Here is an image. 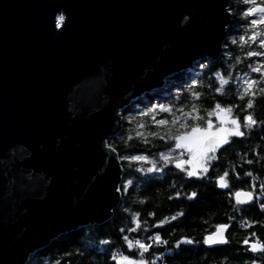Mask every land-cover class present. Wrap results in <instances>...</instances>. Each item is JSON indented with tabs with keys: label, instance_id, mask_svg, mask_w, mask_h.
Instances as JSON below:
<instances>
[{
	"label": "water",
	"instance_id": "1",
	"mask_svg": "<svg viewBox=\"0 0 264 264\" xmlns=\"http://www.w3.org/2000/svg\"><path fill=\"white\" fill-rule=\"evenodd\" d=\"M231 22L230 0H0V264L112 218L124 109L219 59Z\"/></svg>",
	"mask_w": 264,
	"mask_h": 264
},
{
	"label": "trees",
	"instance_id": "2",
	"mask_svg": "<svg viewBox=\"0 0 264 264\" xmlns=\"http://www.w3.org/2000/svg\"><path fill=\"white\" fill-rule=\"evenodd\" d=\"M256 2L264 3V0ZM249 6L244 0H230L232 22L219 59L197 61L192 69L171 76L164 87L146 93L124 109L123 112L128 114L124 127L109 140L118 151L124 169L120 187L122 199L112 218L105 223L80 227L59 236L32 255L26 264H117L112 257L120 254L143 258L147 264H221L224 255L227 264H240L235 260H245L250 249L241 246L239 239L247 231L235 222L230 227L233 236L231 246L207 249L203 240L208 226L222 220V215L228 210L226 194L219 189L218 177L222 172L227 170L226 178L233 189L249 186L248 182L256 175L264 179V123H258L252 130L242 129L245 131L243 137H231L228 143L217 148L208 171L193 177L176 167L175 161L185 158L187 151L176 148V142L170 137L190 131V128H181L180 122L172 124L171 120L173 116L182 117L181 109L185 113L191 111L193 104L203 119L193 121L191 117H183L181 122L206 127L208 119L216 121L215 114L208 116L216 103L223 107L235 106L232 116L241 122L248 113L257 121L264 122V95L258 91L264 87V82L257 85L251 109L245 108L247 99L251 97L239 98L244 87L242 81L261 80V73L251 69L264 63V56H247L249 51H264L258 42L245 44L239 39L241 35H251L252 30L246 27L247 20L241 15ZM255 30L264 32V26ZM233 39L237 43L233 44ZM222 77L229 83L222 85ZM217 88L221 91L217 92ZM193 92L200 94L199 99L193 97ZM138 104L148 109L163 104L171 106L172 112H161L156 107L154 112L145 114L146 110L137 114ZM161 119L168 120L169 124L155 123ZM153 132L157 135H151ZM161 154L170 156L171 162L165 161ZM126 156H143L147 160L126 161ZM153 167L156 169L149 171ZM246 172L252 173V176H246ZM127 181L132 183L127 184ZM193 192L195 197L191 195ZM160 221L164 223L160 224ZM261 226L258 230L263 229ZM157 233L161 237L160 243L149 239ZM124 236L132 241L141 240L152 247L141 257L137 248H128ZM185 239L193 243H185Z\"/></svg>",
	"mask_w": 264,
	"mask_h": 264
},
{
	"label": "snow or ice",
	"instance_id": "3",
	"mask_svg": "<svg viewBox=\"0 0 264 264\" xmlns=\"http://www.w3.org/2000/svg\"><path fill=\"white\" fill-rule=\"evenodd\" d=\"M245 4L251 5L246 7L243 12L241 13L242 17L247 20L246 27L251 29V35L245 34L240 36V41L243 43H248L249 41L255 43L258 42L261 49H264V32H258L257 29L259 26H264V3H257L256 0H244ZM252 17L251 19H248ZM65 21V16L60 14L57 17V26H62L63 22ZM232 43L235 44L237 41L235 39L232 40ZM247 56H264V51H249ZM203 66V65H202ZM253 72L261 73V80H254V79H244L242 81L243 84V91L239 94V98L244 100L245 97L248 98L245 104L246 109H251L254 105V97L257 95V85L264 82V63H261L259 67H252L251 69ZM219 75V73H217ZM221 84H228L229 80L221 78ZM217 92H220L221 89L217 88ZM261 95H264V87L258 89ZM193 97L199 99L200 94L198 92L192 93ZM156 107L159 108L161 112H172L171 106H165L163 104L158 106H153V108L148 109V113L154 112ZM233 107L235 106H227L223 107L220 103H216L212 111L208 112V116H212L213 114L216 115L217 119L219 120L218 126L213 129V122L211 119L206 121V127H201L198 123H193L189 125L186 121L181 122L183 117H191L193 121L203 119L199 116V110L193 104L191 106V111L183 112L181 109L182 117L173 116L171 120L172 124H176L180 122V127L184 129L190 128V131H183L179 134L172 135L170 138L174 140L175 147L178 149H185L188 154V159H179L175 161L176 167L187 172L189 177L197 176L201 172L208 171V165L210 161L214 158L211 154L215 153L217 148L221 144H226L229 142L230 137H243L245 135V131L242 129L252 130L259 122L254 119L251 113H248L243 116V122L237 117L232 116ZM155 120V118L153 117ZM158 125H167L169 121L166 119H161L155 121ZM138 135H140L138 133ZM151 135L156 136L157 133L153 132ZM131 139V137H129ZM162 158L165 161L171 162V157L161 154ZM183 156V153H181ZM125 159L131 160H146L147 157L143 156H132V157H125ZM248 163H252V161H248ZM185 165H189L190 167L185 168ZM152 169H149L151 171ZM246 176H252V173L246 172ZM228 176V173H224L223 176L218 177V181L221 187H228V184L225 182V178ZM239 179V174L236 176ZM127 184H131L132 181H127ZM255 187V185H253ZM261 189H264V184L260 185ZM120 189H117L119 191ZM195 197L196 193L193 192L191 194ZM235 198L237 204H245L250 202L254 199L252 191H244V190H237L235 193ZM261 208H264V203L260 205ZM149 215H154V213H150ZM182 215V214H181ZM176 217H172L175 219ZM137 223H139L137 221ZM160 224H163L164 221H160ZM229 228L228 224H220L216 226V231L205 236L203 243L207 245H216V244H227L229 243L228 239L225 237L224 233L225 230ZM123 231V229H121ZM130 231H135V229H130ZM124 241L127 243L128 248H137L140 252L141 257H143V253L147 252L152 245L145 243L141 240H130L127 236L123 237ZM149 239L153 240L155 243L161 242V237L157 233L154 237H150ZM185 243H193V241L185 239ZM244 244H248L251 251H264V242H260L259 240L250 242L247 238L243 240ZM113 260L117 261V264H147V262L143 259H136L129 255L120 254L119 256H113ZM255 264V261H253Z\"/></svg>",
	"mask_w": 264,
	"mask_h": 264
},
{
	"label": "flooded vegetation",
	"instance_id": "4",
	"mask_svg": "<svg viewBox=\"0 0 264 264\" xmlns=\"http://www.w3.org/2000/svg\"><path fill=\"white\" fill-rule=\"evenodd\" d=\"M188 156V155H187ZM186 156V157H187ZM162 171V169L160 170ZM227 171V170H226ZM224 170L222 175L226 173ZM225 182L228 184V187H219V189L226 194V201L228 202V210L224 212L223 219L220 220L218 223H211V226H208L207 232L205 236L213 233L216 231V226L220 224H228L229 229L226 232L225 237L228 239L229 243L227 244H220L218 246H208L205 244L207 249H225V247H229L232 244L233 236L231 235L230 227L233 222L237 223L241 228H244L245 233L244 237L239 239L241 246H248V244H244L243 240L248 239L250 242L259 240L260 242H264V208H261L260 205L264 203V189H261L260 185L264 184V179L261 178L259 175L254 176L248 182L249 186L241 187L238 189H233L230 186V182L227 178H225ZM255 185V187H253ZM237 190H244V191H252L254 199L245 204H237L236 198L234 193ZM257 211V213H256ZM257 219V220H256ZM260 219L261 222L258 220ZM261 223V224H260ZM262 225V226H261ZM258 226H261L263 229L258 230ZM250 249V247H249ZM226 255L221 257V264H227L225 261ZM241 259L235 260V262H240V264H264V251H251L248 252L247 257L244 261H240ZM220 264V263H219Z\"/></svg>",
	"mask_w": 264,
	"mask_h": 264
},
{
	"label": "rangeland",
	"instance_id": "5",
	"mask_svg": "<svg viewBox=\"0 0 264 264\" xmlns=\"http://www.w3.org/2000/svg\"><path fill=\"white\" fill-rule=\"evenodd\" d=\"M139 99H141V98H139ZM136 100H138V99H136ZM135 100V101H136ZM134 101V102H135ZM148 111V108H145L144 106H141V105H137V111H138V113L137 114H140V113H143V112H145V111ZM127 115L128 114H126L125 112H123V119H124V121L126 120V118H127ZM215 119H216V121L215 122H213V129L215 130V128L218 126V124H219V120L217 119V117H216V115H215ZM231 138V137H230ZM229 138V139H230ZM223 145H225V144H221L219 147H221V146H223ZM185 150V149H184ZM186 151V150H185ZM188 155V154H187ZM212 156L214 155V153L213 154H211ZM126 157H132V156H126ZM124 159H125V157H124ZM182 159H188V156L187 157H185V158H182ZM126 161H137V160H131V159H125ZM147 160V159H146ZM138 161H140V160H138ZM188 167H190L189 165H185V168H188ZM154 169H156V167H153L152 168V170H154ZM198 175H200V173L198 174Z\"/></svg>",
	"mask_w": 264,
	"mask_h": 264
}]
</instances>
